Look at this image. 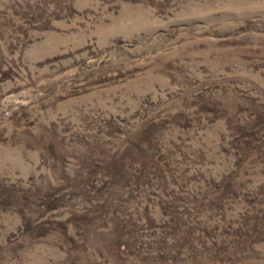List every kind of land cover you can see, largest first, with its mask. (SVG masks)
I'll list each match as a JSON object with an SVG mask.
<instances>
[{"label":"rangeland","instance_id":"374dc122","mask_svg":"<svg viewBox=\"0 0 264 264\" xmlns=\"http://www.w3.org/2000/svg\"><path fill=\"white\" fill-rule=\"evenodd\" d=\"M0 264H264V0H0Z\"/></svg>","mask_w":264,"mask_h":264},{"label":"trees","instance_id":"16d2710c","mask_svg":"<svg viewBox=\"0 0 264 264\" xmlns=\"http://www.w3.org/2000/svg\"><path fill=\"white\" fill-rule=\"evenodd\" d=\"M128 181H126V183H127Z\"/></svg>","mask_w":264,"mask_h":264}]
</instances>
